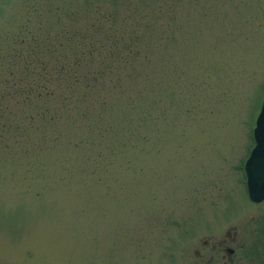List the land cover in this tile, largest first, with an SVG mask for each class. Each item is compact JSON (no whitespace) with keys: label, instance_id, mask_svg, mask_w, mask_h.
Wrapping results in <instances>:
<instances>
[{"label":"rangeland","instance_id":"rangeland-1","mask_svg":"<svg viewBox=\"0 0 264 264\" xmlns=\"http://www.w3.org/2000/svg\"><path fill=\"white\" fill-rule=\"evenodd\" d=\"M92 22L120 59L71 83ZM263 96L264 0H0V264H194Z\"/></svg>","mask_w":264,"mask_h":264},{"label":"flooded vegetation","instance_id":"flooded-vegetation-1","mask_svg":"<svg viewBox=\"0 0 264 264\" xmlns=\"http://www.w3.org/2000/svg\"><path fill=\"white\" fill-rule=\"evenodd\" d=\"M249 141L250 145L246 149L244 158L236 164V170L239 172L236 178V183L239 185V200H234L233 196H224V201H233L235 205H241L244 218L238 225L227 224L221 230L203 232L200 244L193 250L194 264H242L243 255L238 249L243 245H246L245 257L251 264H264V195L259 200H254L249 193V186L253 185L260 187L264 192V173H262L264 159L248 161V170L259 168L258 171L261 172L255 178L256 183H253L252 174H248L244 169V164L249 159L254 146L252 135L249 136ZM241 235L244 236V241L241 240Z\"/></svg>","mask_w":264,"mask_h":264},{"label":"trees","instance_id":"trees-1","mask_svg":"<svg viewBox=\"0 0 264 264\" xmlns=\"http://www.w3.org/2000/svg\"><path fill=\"white\" fill-rule=\"evenodd\" d=\"M90 30L88 32V35H83L76 32L70 33V32H62L59 35V44L58 46L62 47L68 43L70 44V55H58L57 60L55 61L58 65L59 70L64 71L68 73V70L72 69L75 70L76 68L87 66L91 60L94 59V57L99 58V70L97 72H101L105 70V60L107 58H118L120 59V56L115 55L117 51V43L115 39L112 36V39L110 38L112 34L111 31H106L104 34H102L100 28L98 27V24L96 22H92L90 24ZM94 33H100L102 34L101 37L94 39L92 34ZM112 40L111 43H108L107 45H104V42ZM125 48V47H124ZM47 49V47H45ZM106 49V53H103V50ZM128 50V48H126ZM46 53H50V51H46ZM48 57V61L50 60V56ZM44 59L43 62H41L42 66V73H46L48 70L51 69L50 64ZM68 78H71V83L77 82L78 80L73 78V74L70 75L68 73ZM96 74L94 76L89 77H83L84 82H87L91 80L93 82L95 80ZM67 78V79H68Z\"/></svg>","mask_w":264,"mask_h":264},{"label":"water","instance_id":"water-1","mask_svg":"<svg viewBox=\"0 0 264 264\" xmlns=\"http://www.w3.org/2000/svg\"><path fill=\"white\" fill-rule=\"evenodd\" d=\"M252 135L254 139V146L251 150L249 159L244 164V168L248 174H252L251 176L254 179L253 183H256L255 178H257L261 172L258 171L259 168H253L251 171L250 169L248 170L247 163L250 159H264V97L261 101L259 111L254 121ZM262 173H264V167H262ZM249 193L251 195V198L254 200H259L262 195H264L263 189H260V187H256L254 185L251 187L249 186Z\"/></svg>","mask_w":264,"mask_h":264}]
</instances>
